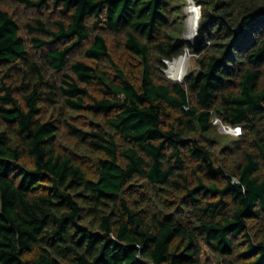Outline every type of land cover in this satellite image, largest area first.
<instances>
[{"label": "trees", "instance_id": "16d2710c", "mask_svg": "<svg viewBox=\"0 0 264 264\" xmlns=\"http://www.w3.org/2000/svg\"><path fill=\"white\" fill-rule=\"evenodd\" d=\"M11 1L37 16L24 23L27 43L0 8V67L27 79L22 101L0 84V264H205L203 247L217 264H264V0H194L191 44L168 32L174 0ZM102 24L123 34L137 71L113 62ZM84 42L83 55L112 72L67 66ZM185 49L197 70L166 80V62ZM56 89L94 118L64 121L93 154V176L40 119ZM214 118L241 129L224 148L236 151L231 164L216 156Z\"/></svg>", "mask_w": 264, "mask_h": 264}, {"label": "rangeland", "instance_id": "374dc122", "mask_svg": "<svg viewBox=\"0 0 264 264\" xmlns=\"http://www.w3.org/2000/svg\"><path fill=\"white\" fill-rule=\"evenodd\" d=\"M187 4L188 0H174L172 2L171 6L174 13H172L171 20L168 25V32L171 35L177 36L178 38H183L185 40V33L187 29V14L185 8ZM0 8L6 10L13 17V19L19 25L20 34L25 38L26 42L28 43V36L25 34L23 26L26 21H29L32 17L37 16V13L33 9L25 8L23 5L15 3L11 0H0ZM98 32H100L105 37V40L108 45V52L113 62L120 69H123L125 71L128 70V68H130L132 71H137L136 66L130 65L131 61H136L130 57V54L123 46V34L120 32L113 33L107 30L103 24L101 27H99ZM87 43L88 42H84L79 47L73 49V51L69 54L67 58V66H69L74 61L81 60L89 64H97L98 66H100V68L112 72L111 64L105 58H101L99 60L94 61L89 58H86L83 55V49L87 45ZM188 43L191 44L194 43V41ZM27 48L30 58L43 65V78L47 80L50 84L58 86L60 83V73L55 72L53 70H49L47 66L42 63V58L40 57V53L38 50L33 49L29 45ZM184 55H188L185 75L189 72H195L198 68L196 63L197 56L191 51L185 49L184 52L179 55L180 57L175 60H180ZM168 67L169 66H167L166 64L163 73H161L163 77L166 80L179 81L175 78H170L168 76V74L166 73ZM6 72V67H0V84L4 82L7 85L12 86L15 90L14 96L18 100L22 101V94L25 93V90L20 87L23 85L24 82L27 81V79H24V76H22L21 71H8V75L5 76ZM43 89L48 90L47 88ZM54 91L55 94L48 95L51 101L39 102L40 119L50 120L53 122L54 125L57 126L55 133L56 149L63 152H76L78 154V158L82 162L83 167L86 169L90 176H93V154L82 149V146L80 142L76 139V137L69 134L64 121L66 120L75 126L87 128L94 118L83 112L73 111L65 107L63 105V101L61 100V97L59 96V91L57 89ZM212 124L214 126V138L217 141L216 156L220 161L223 160L227 165L231 164L237 158L236 151L232 150V152L226 155V151L224 150V148H226L227 146L229 147V145H232L233 142L239 138L241 134V129L238 126L232 127L221 123L216 118L212 120ZM0 129H2V125H0ZM207 258H214L213 264H217L216 258L211 254V252H209L208 249L203 247L201 259L205 264L207 263Z\"/></svg>", "mask_w": 264, "mask_h": 264}, {"label": "bare ground", "instance_id": "6f19581e", "mask_svg": "<svg viewBox=\"0 0 264 264\" xmlns=\"http://www.w3.org/2000/svg\"><path fill=\"white\" fill-rule=\"evenodd\" d=\"M187 14V29L185 33V38L188 42H193L195 37V29L197 24V8L194 6L192 0H188V4L185 8ZM188 55H184L180 60L174 63L170 62L168 64V70H166L168 76L175 78L179 81L183 80L186 71V62Z\"/></svg>", "mask_w": 264, "mask_h": 264}, {"label": "water", "instance_id": "95a60500", "mask_svg": "<svg viewBox=\"0 0 264 264\" xmlns=\"http://www.w3.org/2000/svg\"><path fill=\"white\" fill-rule=\"evenodd\" d=\"M192 2H193V4H194V6L197 8V24H198V22H199V20H200V17H201V15H200V6L197 5V4H195L194 0H192ZM198 41H199L198 28L196 27V29H195L194 43H197ZM178 57H180V56H178ZM178 57L174 58V59L171 60V61H174V60L177 59ZM171 61H167V62H166L167 66H168V64H169ZM166 73H167V72H166ZM184 76H185V75H184Z\"/></svg>", "mask_w": 264, "mask_h": 264}]
</instances>
